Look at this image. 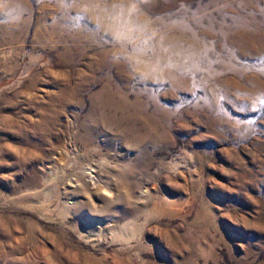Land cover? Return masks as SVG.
<instances>
[{
	"label": "rangeland",
	"instance_id": "obj_1",
	"mask_svg": "<svg viewBox=\"0 0 264 264\" xmlns=\"http://www.w3.org/2000/svg\"><path fill=\"white\" fill-rule=\"evenodd\" d=\"M0 264H264V0H0Z\"/></svg>",
	"mask_w": 264,
	"mask_h": 264
},
{
	"label": "bare ground",
	"instance_id": "obj_2",
	"mask_svg": "<svg viewBox=\"0 0 264 264\" xmlns=\"http://www.w3.org/2000/svg\"><path fill=\"white\" fill-rule=\"evenodd\" d=\"M62 156V155H61ZM60 156V157H61ZM63 159V158H62ZM58 160V159H57ZM62 161H60V163H59V161H58V166H61L63 163H61ZM64 166H65V164H64ZM57 168V167H56ZM68 168V167H67ZM60 169H62L61 167H60ZM94 177V176H93ZM91 182H92V185H94V184H96V182L97 181H94V179L92 178L91 179ZM103 190L105 191V192H107V193H110L111 192V190L109 189V187L107 186V185H104L103 186ZM108 196H109V194H108ZM108 198H110V197H108Z\"/></svg>",
	"mask_w": 264,
	"mask_h": 264
}]
</instances>
